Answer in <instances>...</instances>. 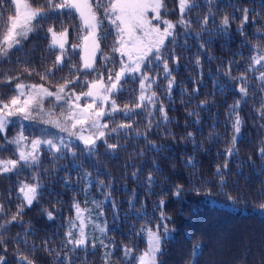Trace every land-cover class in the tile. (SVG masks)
<instances>
[{"label": "trees", "instance_id": "obj_1", "mask_svg": "<svg viewBox=\"0 0 264 264\" xmlns=\"http://www.w3.org/2000/svg\"><path fill=\"white\" fill-rule=\"evenodd\" d=\"M43 3L44 0H34V6ZM196 3L199 6L188 14L190 28L178 26L176 29L175 54L179 56V64L176 66L169 61V66L175 68L173 75L176 78L170 97L164 91L167 83L164 79L152 86L167 110V123L150 105L134 109L129 116L120 111L102 121L109 123V128L120 123L132 124L131 129L122 130L125 134L112 133L106 137L108 143L119 145L115 150L108 148L103 140H97L94 151L89 153L82 141L66 133L63 136L65 142L71 141L72 147H62L61 152L56 153L41 144L39 167H23L18 172L0 175V203L8 210L5 218H10L20 203L17 199L20 181L33 183L32 178L36 176L43 186L39 202L26 207L21 223H13L3 233L8 264H16L13 254L17 251L35 260L36 264H56L57 253L61 257L67 254L71 264H104L106 251L113 252L109 264H136L135 260L125 261L122 246L134 248L135 255L146 248V237L141 228L154 227L159 222L158 205L162 198L165 200L164 211L171 216L168 226L174 231L162 245L160 264H264V212L259 209L264 203V155L260 153L264 148V119L256 111L264 102V91L256 79L259 71L247 74L249 94L244 98L238 91L241 81L234 79L246 71L248 57L253 54L251 45L259 44L264 49V40L255 34V30L264 25V0H214L211 6L206 0H196ZM167 4L172 9L175 0H167ZM11 7L6 3L0 11L6 17ZM209 8L213 15L209 16L207 25H203V17L209 13ZM244 8L249 9V21L244 25L247 35L241 36L237 29L243 13L238 9ZM225 15L230 20L226 33L218 31ZM177 16L178 13L170 12L168 18L175 21ZM253 17H256L255 23ZM60 20L70 27L69 42L78 43V19L68 20L62 16L42 23L45 26L55 24L59 30ZM197 33L200 39H197ZM113 36L101 45L107 55H112ZM49 42L50 37L46 39L45 32L40 31L31 35L22 48L13 50L8 58L0 59V80L5 76H19L20 82L25 84L43 83L50 88L61 82V77L68 74L67 68L47 81H42L35 73L28 76L23 71L25 66L38 72L51 66L54 55H49L46 50ZM201 44H204L203 48ZM68 55L73 63H79V55L71 51ZM198 58L199 65L196 64ZM229 61H233L230 75L227 74ZM97 67L103 71L99 59ZM108 67H112L111 62ZM157 72L159 69L151 75ZM95 75L93 73L88 79ZM122 83L123 91L114 97L117 105L121 109L126 104L133 107L132 102L139 95V80L133 82L128 78ZM14 85L15 81L12 85L0 84V95H13ZM86 90L77 88L78 92ZM238 99L241 104L237 111L243 123L234 154L229 156L226 149L232 147L231 139L235 134L231 126L234 116H229L232 111L229 106ZM201 101L207 103L201 106ZM44 103L53 113L62 110L47 99ZM149 110L155 115L149 116ZM190 111L196 114L189 116ZM15 122L17 120L9 125V140L21 130ZM30 127L27 124L23 128L29 148L30 141L38 138L36 129ZM188 132L193 133V137L189 138ZM4 143L0 139V145ZM15 147L7 145V150L0 147V158L15 159ZM217 167H220V173H217ZM134 172L138 178H133ZM149 173L153 177L150 186ZM176 185L183 186L179 198L172 195ZM197 189L200 195L196 194ZM209 190L211 195H206ZM229 196L233 200L230 201ZM74 203L87 209L83 213L85 232L90 240L97 239L95 249L89 246L86 250L71 252V245L65 247V233L73 221L76 223L72 228L73 236L79 231ZM45 209L53 212L54 219L47 218ZM95 224H106V238L93 227ZM28 229H31L26 237L28 245H17L16 238L24 239ZM99 239H104L108 249L99 246ZM194 245H201V252L195 256ZM46 248L54 251L49 254Z\"/></svg>", "mask_w": 264, "mask_h": 264}, {"label": "snow or ice", "instance_id": "obj_2", "mask_svg": "<svg viewBox=\"0 0 264 264\" xmlns=\"http://www.w3.org/2000/svg\"><path fill=\"white\" fill-rule=\"evenodd\" d=\"M206 2L211 6L214 0H206ZM6 3L12 7L10 14L6 17L4 12L0 11V59H6L13 50L22 48L23 43L29 40L31 35L44 31L45 38L50 37L46 50L49 55H54L51 66L45 68L43 72L25 66L24 73L28 76L35 73L42 81L49 80L57 72H63L65 68H67L68 74L62 76L61 82L51 88L46 87L43 83L25 84L20 82L19 76H5L3 80H0V84L8 85H12L15 81L13 95L10 97L0 95V139L5 142L0 147L7 150V145L16 146L15 159L0 158V175L18 172L23 167H39L38 149L41 144L47 145L50 150H54L56 153H60L62 147H72L71 141L66 143L63 137H54L53 139H32L29 148L25 143L28 138L24 135L23 124L20 125L21 130L17 135L9 140L7 133L9 125L13 123V117L28 121L39 118L44 124L52 125L60 129L61 132H67L69 136H74L82 141L89 153L94 151L97 140H103L108 148L115 150L119 145L108 143L106 137L112 133L125 134L122 133V130L132 128L130 123H120L109 128V123L102 122L105 117H111L114 113L123 111L126 116H129L134 112V109L148 108L150 105L151 109L159 111L164 123L169 121L164 103L159 100L157 92L152 90V86L158 85L161 78L164 79L167 82L164 91L170 97L176 78L173 75L175 68L169 66V61L171 60L172 64L176 66L179 64V56L175 54L176 29L178 26L185 29L190 28L191 20L188 18V14L199 6L196 0H175L172 9H169L167 0H44V3L38 6H34V0H0V9H4ZM238 10L242 11L243 15L237 30L241 36H246L244 25L249 21V9ZM170 12L178 13L175 21L168 18ZM211 15L213 14L209 8V13L203 17V25H207ZM62 16H66L68 20L78 19L80 33L78 43L69 42L70 27L63 20H60L59 30L55 24L45 26L42 23L52 20L53 17L60 19ZM255 22L256 17H253V23ZM229 27L230 20L225 15L218 31L226 33ZM255 34L258 39L264 40V25L257 28ZM185 35H189V33L185 32ZM109 36H113L112 55L105 54L101 47L102 42ZM196 37L200 39V34L197 33ZM244 43L248 46L247 40ZM169 45L173 47L169 48ZM200 47L203 48L204 44H201ZM77 49L80 51L77 52ZM251 49L253 54L248 57L249 64L246 71L241 73L238 78H234L241 81L238 88L241 98L247 97L249 94L247 75L249 72L259 71L256 79L261 82L260 88L261 91H264V70H261L264 69V49L259 44L251 45ZM69 51L79 55V63L72 62V57L68 55ZM98 59L102 62L103 71L97 67ZM110 62L112 63L111 68L108 67ZM232 63L233 61L228 62V75H230ZM196 64H200L199 58L196 60ZM157 69L159 72L156 75H151ZM93 73H96L95 77L88 79ZM81 77L84 79L82 80ZM128 78H131L133 82L139 80V95L132 102L133 107L126 104L121 109L114 97L123 91L122 82ZM78 87L87 90L78 92ZM193 91H198V89ZM46 99L62 109L60 111L62 121L53 118L52 110L45 112L43 105ZM262 101H264V97H262ZM206 103L207 101H201V106ZM240 104L241 100L238 99L229 106L232 110L229 116H234L231 126L235 133L231 139L232 147L226 149V154L229 156L234 154L235 144L243 123L237 111ZM256 111L260 118L264 119V102ZM195 114L191 111L188 113L189 116ZM148 115L153 116L155 112L149 110ZM150 126L151 121H149ZM41 134L47 137V130L41 129ZM187 136L191 138L193 133L188 132ZM260 153L264 155V148L260 149ZM188 163L191 164V159ZM224 167H227V163ZM216 171L220 173V167H217ZM133 178H138L136 172L133 173ZM32 179L35 182H19L17 199L20 203L17 204L16 211L10 215V218H5L8 217V210L4 203H0V253H2L0 254V264H8V248L3 233L7 232L13 223H21L20 218L26 207L30 208L34 202H39L40 190L43 186L38 177L34 176ZM147 181L150 186L153 182L151 173H149ZM221 181H223V177H221ZM99 183L103 184V181H99ZM182 192L183 186L176 185L172 195L179 198ZM196 194L200 195L198 189ZM205 194L211 195L210 190ZM228 199L233 200L231 196ZM129 203L131 204L132 201L130 200ZM97 206L99 207V205ZM164 206L165 200L162 198L158 205L160 209L159 222L154 227L141 228V233L146 237V248L139 255L134 254V248L127 245L122 246L121 250L125 261L135 260L136 264H160L159 257L163 255L162 245L174 231L168 226L171 216L166 215ZM73 207L76 210L75 220L79 221V231L78 235L74 237L72 228L76 227V223L73 221L65 233V247L71 245L72 247L69 249L71 252H75L77 249L86 250L89 246L95 249L97 239L90 240L85 232L83 213L87 209H82L79 203H74ZM259 209L264 210V203L259 205ZM44 211L48 219H54L52 211L47 209ZM93 227L102 236L107 237L106 224L104 226L95 224ZM30 231L31 229L25 231L24 239L19 236L16 238L17 245L20 243L28 245L26 237ZM98 242L100 247L108 249L104 239H99ZM44 243L47 245L48 242ZM112 248L115 249V244L112 245ZM32 251L35 252V246ZM46 251L51 254L54 249L46 248ZM200 252L201 245H194L193 255ZM112 255V251L105 252L104 264H109ZM13 257L16 264H36L35 260L30 259L23 252L17 251ZM56 264H71V259L67 254L61 257L57 253Z\"/></svg>", "mask_w": 264, "mask_h": 264}, {"label": "rangeland", "instance_id": "obj_3", "mask_svg": "<svg viewBox=\"0 0 264 264\" xmlns=\"http://www.w3.org/2000/svg\"><path fill=\"white\" fill-rule=\"evenodd\" d=\"M44 109H45V112H47L48 110H51L49 108H46L45 106H44ZM45 118H47V117H45ZM53 118L54 119H61V121L63 120V118L60 116V112L59 113H54ZM12 120H13V122L15 120H17V122H15V123H17L19 125V127H20L21 124H23L24 128L26 127L27 124L31 125L30 128L31 129L32 128L36 129V131L38 132V138H40V139H44V138L53 139L54 137H63L67 133V132H61L60 129L55 128L52 125L44 124L39 118L36 119V120L28 121V120H22V119L13 117ZM41 129H46L47 130V133H48L47 137H45V136H43L41 134ZM85 134L87 135L88 133H85ZM263 212H264V210H263Z\"/></svg>", "mask_w": 264, "mask_h": 264}]
</instances>
